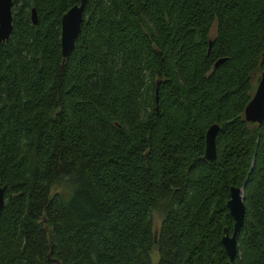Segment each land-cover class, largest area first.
Returning <instances> with one entry per match:
<instances>
[{
	"label": "trees",
	"instance_id": "1",
	"mask_svg": "<svg viewBox=\"0 0 264 264\" xmlns=\"http://www.w3.org/2000/svg\"><path fill=\"white\" fill-rule=\"evenodd\" d=\"M78 2L12 0L0 40V264H264V117H244L264 0H86L63 58Z\"/></svg>",
	"mask_w": 264,
	"mask_h": 264
},
{
	"label": "water",
	"instance_id": "2",
	"mask_svg": "<svg viewBox=\"0 0 264 264\" xmlns=\"http://www.w3.org/2000/svg\"><path fill=\"white\" fill-rule=\"evenodd\" d=\"M86 0H79L78 3L70 6L62 15L61 23V53L65 58L72 49L75 39L80 31L83 18V11ZM12 0H0V40L8 38L12 29ZM32 19L36 21L35 9H32ZM221 59L217 60L219 62ZM244 117L247 120L261 122L264 117V69L260 72L255 89L251 98L244 108ZM218 130V124L212 123L206 130V145L204 156L207 159H213L216 155L215 135ZM243 186L231 185L230 196L226 202L231 215L234 218L232 231L224 228V234L221 242L226 249L230 260H233L237 252V234L242 225L245 204L243 199ZM4 202V186H0V209ZM52 239V233L50 231ZM56 264L61 262L52 258Z\"/></svg>",
	"mask_w": 264,
	"mask_h": 264
},
{
	"label": "rangeland",
	"instance_id": "3",
	"mask_svg": "<svg viewBox=\"0 0 264 264\" xmlns=\"http://www.w3.org/2000/svg\"><path fill=\"white\" fill-rule=\"evenodd\" d=\"M258 73H255L253 75V82H252V87L253 90L255 89V86L257 84V80L259 75H257ZM260 74V73H259ZM70 191V186L68 184V180L67 177H62L58 182H56L55 184L52 185L51 188V192L55 193V192H63V194L67 195ZM160 222H161V215L159 214V212H157L156 210L153 211V229L154 232H157L160 226ZM151 256H152V261H155L157 258V250L156 248H154L151 251Z\"/></svg>",
	"mask_w": 264,
	"mask_h": 264
}]
</instances>
